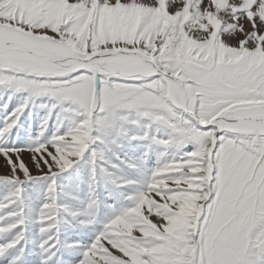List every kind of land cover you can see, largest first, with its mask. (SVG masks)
Masks as SVG:
<instances>
[{
    "label": "snow or ice",
    "instance_id": "obj_1",
    "mask_svg": "<svg viewBox=\"0 0 264 264\" xmlns=\"http://www.w3.org/2000/svg\"><path fill=\"white\" fill-rule=\"evenodd\" d=\"M0 264H264V0H0Z\"/></svg>",
    "mask_w": 264,
    "mask_h": 264
}]
</instances>
